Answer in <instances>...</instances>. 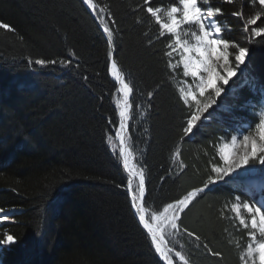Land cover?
<instances>
[{
	"label": "trees",
	"instance_id": "1",
	"mask_svg": "<svg viewBox=\"0 0 264 264\" xmlns=\"http://www.w3.org/2000/svg\"><path fill=\"white\" fill-rule=\"evenodd\" d=\"M101 2L115 18V56L134 85L129 133L136 162L145 168L146 206L160 210L201 186L211 163L219 160L215 145L235 125L254 128L258 122L250 103L257 104L264 86V40L247 44L242 21L232 13L247 16L259 7L252 0H210L211 7L222 9L223 38L248 46L251 62L243 83L234 85L236 98L227 100L233 111L221 110L220 117L202 121L194 135L181 141L188 110L176 83L192 79L183 76L182 66L175 72L167 68L169 37L157 38L159 26L143 7L133 11L144 0ZM176 2L151 0L150 6ZM0 23L15 29H0V208L15 209L1 231L19 241L1 247V264H163L130 208L127 173L106 139L118 127L117 93L106 72L107 47L97 20L83 0H0ZM70 49L79 57L74 62L79 68L28 63L67 58ZM249 75L256 77L254 92L244 83ZM148 91L154 92L151 100ZM148 104L141 116L143 107L137 106ZM177 146L183 170L171 158ZM237 194L245 200L242 191L217 184L183 214L182 227L223 256H211L184 236L180 242L189 264H241L229 241L244 244L246 233L224 208Z\"/></svg>",
	"mask_w": 264,
	"mask_h": 264
},
{
	"label": "snow or ice",
	"instance_id": "2",
	"mask_svg": "<svg viewBox=\"0 0 264 264\" xmlns=\"http://www.w3.org/2000/svg\"><path fill=\"white\" fill-rule=\"evenodd\" d=\"M83 2L93 13L105 37L106 72L116 86L117 95L113 99L118 110V127L115 128L114 136L106 133V139L118 161L122 163V171L127 173L124 190L129 196L130 208L138 224L142 226L155 253L164 264H175L176 258L180 264H189L188 257L182 251L184 245L180 242L184 236L192 238L197 247L202 244L211 256L222 259L221 252L214 251L207 243L201 241L198 234L182 227V217L200 194L221 182L240 180L238 192L242 191L249 196H255L257 193L264 195V86H261L260 98L256 101L261 105L259 112L252 114L254 118H258L254 128L249 124L251 130L239 129L238 131L243 132L242 138L238 135H231L230 141L221 138V142L215 145L219 160L211 163L201 186L164 203L160 210H152L146 206L145 168L136 162L137 156L134 154L132 136L129 133V121L133 118L134 85L115 56L116 35L119 29L115 27L116 21L108 4L102 3L101 0ZM226 2L232 3L233 0ZM150 4L151 0H144L143 5H137L133 11H139L143 7L152 21L159 26L157 38L166 35L169 37L164 52L168 58L167 68L175 72L182 66L183 76L191 77L193 82L188 83L185 79L176 83L178 98L188 110L180 129V140L183 141L199 130L202 117L209 113L213 105H217V98L221 97L222 93L227 94L224 86L229 85L230 81L236 84L233 77L240 79L237 71H240L241 76H245L248 69L246 60L251 62L250 48L222 38L225 28L218 17L222 16L223 12L220 7H211L210 0H177L167 7H152ZM252 4L259 7L254 14L246 16L243 11L232 13L234 17L241 19L244 38L249 45L254 43L256 38L264 40V26L257 23L259 21L264 24V0H252ZM137 23H142L140 17H137ZM0 29L15 32L14 28L5 23H0ZM152 42L149 40L148 44L151 45ZM176 56L178 59L173 62ZM78 60L75 50L70 49L67 58H37L34 61L29 59L28 63L41 67L59 64L62 68H79V63L74 64ZM170 79L174 81L175 77ZM244 83L246 86L251 85V90L255 91L256 77L249 75ZM153 96V91L147 92L149 100ZM233 98H236L235 93ZM137 107H143L140 115L144 116L151 104ZM233 107L229 106L225 111L231 113ZM109 123L113 122L109 120ZM180 156L181 149L177 146L173 149L171 158L183 170L186 165L178 159ZM234 201L230 208L228 204H225L224 208L233 213V220L245 231L247 239L244 244L238 240H230L229 243H233L238 249L241 264H264V200L249 203L237 194ZM14 213L15 209L0 208V226L10 221ZM220 215L224 217L225 212L221 211ZM18 242V237L10 232L0 233V247L10 248ZM177 245L181 250H177Z\"/></svg>",
	"mask_w": 264,
	"mask_h": 264
},
{
	"label": "rangeland",
	"instance_id": "3",
	"mask_svg": "<svg viewBox=\"0 0 264 264\" xmlns=\"http://www.w3.org/2000/svg\"><path fill=\"white\" fill-rule=\"evenodd\" d=\"M247 62H248V60H246V63ZM241 67L243 68L244 66L242 65ZM237 76L240 77L239 80L237 79V77H233L232 79L235 80L236 83H238L240 81L243 82L244 76H241L239 70L237 71ZM187 81H188V83H193L192 80H187ZM224 87H225V92L227 94L222 93L221 97L217 98V105H219V107H217V105H213V108L209 109V113H211V115H209V113H205L204 117H202V121L203 122H206L207 120H210L211 118H214L216 116H220L221 115V110L230 106V105H226L225 103L231 96H233L234 93H236L237 89L234 87V84H232V81H230L229 85H226ZM262 103H264V101ZM253 106H254L253 107L254 108L253 112L258 114L259 108H260L261 105L259 104V105H253ZM239 129H245V128L236 127L235 131L233 133H231V135H238V136H240L242 138L243 132L238 131ZM248 130H250V129H248ZM231 135L228 138H225V140L230 141ZM117 150H118V148H117ZM238 171H243V170H238ZM221 183H223V182H221ZM224 184L231 185L233 188H239V186L241 184V181L240 180H237L235 182L229 181L228 183H224ZM244 197L248 198L247 201L249 203H255L257 201H261L262 195L260 193H257L255 196L244 195ZM2 226H3V224H2ZM2 226H0V233H2V231H1V227ZM176 248H177V250H181L179 245H177ZM0 249H1V247H0ZM1 256H2V253H1V250H0V264H1ZM177 264H180V262L177 261Z\"/></svg>",
	"mask_w": 264,
	"mask_h": 264
},
{
	"label": "bare ground",
	"instance_id": "4",
	"mask_svg": "<svg viewBox=\"0 0 264 264\" xmlns=\"http://www.w3.org/2000/svg\"><path fill=\"white\" fill-rule=\"evenodd\" d=\"M92 13V12H91ZM92 15H93V13H92ZM94 16V15H93ZM95 18V17H94ZM248 63V62H247ZM178 248V247H177ZM177 261H178V258H176V261H175V264H177Z\"/></svg>",
	"mask_w": 264,
	"mask_h": 264
},
{
	"label": "water",
	"instance_id": "5",
	"mask_svg": "<svg viewBox=\"0 0 264 264\" xmlns=\"http://www.w3.org/2000/svg\"><path fill=\"white\" fill-rule=\"evenodd\" d=\"M86 5V4H85ZM87 6V5H86ZM88 8V7H87ZM88 10L91 12V10L88 8Z\"/></svg>",
	"mask_w": 264,
	"mask_h": 264
}]
</instances>
